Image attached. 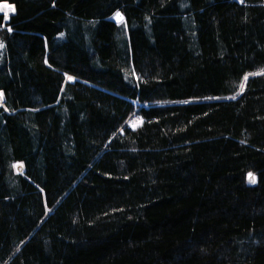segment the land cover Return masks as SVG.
I'll return each instance as SVG.
<instances>
[{
    "label": "trees",
    "instance_id": "1",
    "mask_svg": "<svg viewBox=\"0 0 264 264\" xmlns=\"http://www.w3.org/2000/svg\"><path fill=\"white\" fill-rule=\"evenodd\" d=\"M2 4L0 264H264V0Z\"/></svg>",
    "mask_w": 264,
    "mask_h": 264
},
{
    "label": "rangeland",
    "instance_id": "2",
    "mask_svg": "<svg viewBox=\"0 0 264 264\" xmlns=\"http://www.w3.org/2000/svg\"><path fill=\"white\" fill-rule=\"evenodd\" d=\"M3 5V4H2ZM7 6H9L10 8H13V7H11L10 5H8V4H6ZM1 13H3L4 15H5V12L4 11H0ZM11 13H7V15H5V17L6 18H8V17H10L12 14H13V12L14 11H10ZM121 16V15H120ZM122 17V16H121ZM114 20L116 21V22H118V23H120L122 20L116 15L115 17H114ZM4 48H5V46H4V43L0 40V62H1V60H2V56H3V54H4ZM2 103V95L0 94V104ZM135 123V126H138L139 124H140V121L137 119V118H135L134 116L128 121V124L129 125H131V126H133V124ZM135 126H133V127H135ZM18 170L19 171H21V167L20 166H18ZM250 177H255L254 175H251ZM256 179V178H255ZM249 182L251 183V184H254L255 182H252L251 181V179L249 178Z\"/></svg>",
    "mask_w": 264,
    "mask_h": 264
},
{
    "label": "snow or ice",
    "instance_id": "3",
    "mask_svg": "<svg viewBox=\"0 0 264 264\" xmlns=\"http://www.w3.org/2000/svg\"><path fill=\"white\" fill-rule=\"evenodd\" d=\"M6 7H8V6H6V5H0V11H4V12H5V15H7V12L5 11ZM8 10H10V11H14V8H10V7H8ZM117 16H118L121 20H123V17H121L119 13H117ZM246 79H247V77H245V80H246ZM133 126H135V123L133 124ZM250 179H251L252 182H255V177H250Z\"/></svg>",
    "mask_w": 264,
    "mask_h": 264
},
{
    "label": "bare ground",
    "instance_id": "4",
    "mask_svg": "<svg viewBox=\"0 0 264 264\" xmlns=\"http://www.w3.org/2000/svg\"><path fill=\"white\" fill-rule=\"evenodd\" d=\"M3 5H6V4H3ZM6 6H7V5H6ZM8 7H9V6H8ZM8 7H6L5 11H6L7 13H11L10 10H8Z\"/></svg>",
    "mask_w": 264,
    "mask_h": 264
}]
</instances>
